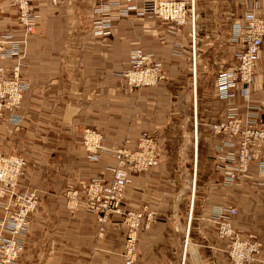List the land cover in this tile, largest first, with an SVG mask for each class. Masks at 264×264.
Returning <instances> with one entry per match:
<instances>
[{"label":"crops","instance_id":"crops-1","mask_svg":"<svg viewBox=\"0 0 264 264\" xmlns=\"http://www.w3.org/2000/svg\"><path fill=\"white\" fill-rule=\"evenodd\" d=\"M97 2L32 1L38 21L23 57L30 81L20 108L25 116L19 123H0V149L27 160L20 189L36 188L40 195L18 264H227V238L211 219L218 205H235V226L257 233L264 248V174L253 164L244 178L225 183L217 160L222 135L212 128L234 107L264 121V48L248 100L241 87L227 98L217 87L219 71L233 68L244 46L232 33L249 0H194L195 23L189 14L175 29L158 15L137 16L134 10L118 15L115 4L107 33L93 30ZM256 8L264 15V0H257ZM8 30L22 35L17 6L0 0V34ZM134 46L161 60L167 77L135 87L118 75ZM85 125L101 130L111 146H134L144 131L160 143L159 164L134 172L123 194L125 206L156 212L151 225L139 231L131 263L122 254L127 225L120 214L110 216L100 236L94 213L67 205L69 182L110 178L117 164L110 152L97 160L87 155Z\"/></svg>","mask_w":264,"mask_h":264},{"label":"built area","instance_id":"built-area-1","mask_svg":"<svg viewBox=\"0 0 264 264\" xmlns=\"http://www.w3.org/2000/svg\"><path fill=\"white\" fill-rule=\"evenodd\" d=\"M33 0H10L17 6V17L22 28L18 36L13 30L0 34V123L4 120L19 123L25 114L20 111L30 87L24 74L25 46L31 34L37 30L38 13L32 8ZM57 4L63 0H50ZM124 1L123 5L121 2ZM119 5L118 15H128L132 10L137 16L158 15L169 21L171 28L185 23L191 15L195 23L194 0H98L92 8L95 33L110 31L114 16L112 8ZM257 0H249V9L242 21H235L232 38L244 46L236 52L233 68L220 70L217 76L218 93L222 98L235 94L239 87L248 100L251 86L256 81L260 51L264 48V15L256 10ZM191 11V13H189ZM193 58V62H194ZM195 66V62H194ZM126 82L135 86L157 84L167 77V70L159 59L142 46L130 50V62L118 72ZM197 77L193 73V89L196 95ZM252 106V105H249ZM248 110L237 107L218 122L212 124L222 135L218 145L217 160L224 173L225 183H235L244 178L251 165L264 174V121ZM83 146L87 155L99 159L102 152H110L117 158L112 167V177L92 176L82 185L69 182L65 196L71 210L83 209L97 214L101 222L117 213L126 216L128 225L127 262L137 257L139 231L149 227L156 219V212L148 206L124 208L123 194L133 180L134 172L147 170L161 161L162 149L158 139L149 131L141 132L134 144L128 142L111 146L105 134L96 128L83 126ZM228 146V149H225ZM26 157L17 151L5 153L0 149V264H18L25 245V235L30 229L31 214L36 210L40 195L36 188L20 189L21 176L25 172ZM238 212L235 205H218L211 219L218 222L219 236L227 238V264H253L264 260L263 242L255 232H243L234 224ZM100 228V233H103ZM188 243V235L186 238Z\"/></svg>","mask_w":264,"mask_h":264},{"label":"rangeland","instance_id":"rangeland-1","mask_svg":"<svg viewBox=\"0 0 264 264\" xmlns=\"http://www.w3.org/2000/svg\"><path fill=\"white\" fill-rule=\"evenodd\" d=\"M90 127H92V126H90ZM93 128H95V127H93ZM97 129V128H96ZM106 177V176H105ZM122 204H123V201H122ZM124 205V204H123ZM124 208H130V207H128V206H125L124 205ZM95 214V213H94ZM113 214V213H112ZM112 214H110V216L112 215ZM96 216H97V214H95ZM121 215V214H120ZM124 216H126L125 214L122 216L123 217V220H124V222L126 223V225L128 224L127 223V221L125 220V217ZM97 220H98V224H99V235L100 236H103L104 235V233H105V231H106V227H107V224H108V222L111 220L110 218H108L106 221H104V222H101L99 219H98V217H97ZM100 228H103L104 230H103V233L101 234L100 233ZM128 225H127V230H126V234H125V236H124V249H123V252H122V254H123V256H124V258L126 259V257L125 256H127V247H126V241H127V238H128ZM126 262H127V259H126ZM127 263H129V262H127ZM131 263V262H130Z\"/></svg>","mask_w":264,"mask_h":264},{"label":"bare ground","instance_id":"bare-ground-1","mask_svg":"<svg viewBox=\"0 0 264 264\" xmlns=\"http://www.w3.org/2000/svg\"><path fill=\"white\" fill-rule=\"evenodd\" d=\"M122 3V2H121ZM256 10H257V8H256ZM129 84V83H128ZM103 153V152H102ZM111 169V168H110ZM127 188V187H126Z\"/></svg>","mask_w":264,"mask_h":264}]
</instances>
